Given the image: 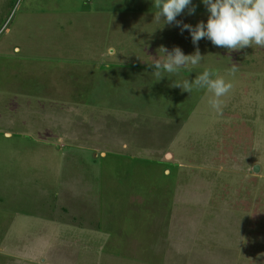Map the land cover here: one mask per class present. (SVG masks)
Returning <instances> with one entry per match:
<instances>
[{"label":"rangeland","instance_id":"374dc122","mask_svg":"<svg viewBox=\"0 0 264 264\" xmlns=\"http://www.w3.org/2000/svg\"><path fill=\"white\" fill-rule=\"evenodd\" d=\"M192 5L177 21L206 23ZM157 11L0 0V264H264V48ZM161 46L203 59L159 80ZM205 69L233 85L220 111L174 87Z\"/></svg>","mask_w":264,"mask_h":264},{"label":"clouds","instance_id":"9594fccd","mask_svg":"<svg viewBox=\"0 0 264 264\" xmlns=\"http://www.w3.org/2000/svg\"><path fill=\"white\" fill-rule=\"evenodd\" d=\"M209 13L207 22H199L194 27L177 21L185 9L188 15H193L196 7L192 0H153V7L157 9L156 18L163 19L165 24H175L181 30L189 31L192 43L197 45L201 39L206 38L214 46L223 47L229 52L238 51L253 45L264 48V0H201ZM191 5V7H190ZM158 58L150 64L154 67V76L159 80L164 78L162 72L178 74L179 70L190 65H198L203 57L197 47L191 55H185L179 47L171 51L161 46ZM163 55L161 60L159 54ZM109 55H117L116 49L109 48ZM237 71V66L232 65L231 73ZM175 83V82H174ZM182 91L191 93L193 89H205L212 93L209 104L217 111L221 110V97L230 92L231 82L220 77L215 71L205 69L196 75L194 80L184 79L176 83Z\"/></svg>","mask_w":264,"mask_h":264},{"label":"crops","instance_id":"0c3cea01","mask_svg":"<svg viewBox=\"0 0 264 264\" xmlns=\"http://www.w3.org/2000/svg\"><path fill=\"white\" fill-rule=\"evenodd\" d=\"M7 136H9V135L7 134Z\"/></svg>","mask_w":264,"mask_h":264}]
</instances>
